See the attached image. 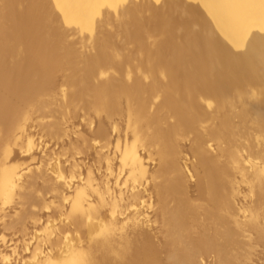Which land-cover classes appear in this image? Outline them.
Wrapping results in <instances>:
<instances>
[{
    "label": "bare ground",
    "instance_id": "6f19581e",
    "mask_svg": "<svg viewBox=\"0 0 264 264\" xmlns=\"http://www.w3.org/2000/svg\"><path fill=\"white\" fill-rule=\"evenodd\" d=\"M90 33L95 35V41L93 40L95 42V44H94V46L92 45L90 47L89 45H91V44L88 43L89 44L88 46L90 47L89 51L87 50V51H85V53H83L84 51L82 50V47L86 46V45L82 44L84 42L81 43V38H83L82 41H86L84 39V37H85L84 35L85 34L87 35ZM69 35H70V37L73 36V38L75 36L77 39L72 41V40L68 39ZM87 37H89V36H87ZM73 38L71 37V39H73ZM79 38H80V41H79ZM124 48H125V50L129 51V52L125 51L126 52V60H123L122 59L123 57L120 56L121 49H124ZM64 70L65 71L71 70V72L74 73V76L72 75L74 78L68 82L77 85V87L70 92V96H69V98L72 100L71 104H73L75 111L78 109H82L84 111L93 110V111L98 112L97 110H101V107H104V109H105L104 111H107L109 113V117L107 118V116H106L107 113H105V116L103 114H101V115H103L106 120L113 117L115 114H119L118 115L119 121L126 119V117H129L131 119L130 120V122H131L130 127L132 128L131 132L134 133V134H132L131 137L129 135L128 136L123 135L124 133L127 134V132H125V130H124L122 136H125V137H123V139H125V143H122L123 144L122 146H120V142H118V141H121L122 137L118 140V138H119L118 136H121L120 135L121 133L116 136V137H118L116 139V141H117V143H119V145H117L116 141H115L116 144L113 143L114 139L111 138V139H113L112 143L114 145L112 147H110V145H109L108 147L112 149L116 145V147H114L112 150L114 152V149L117 148V152L116 151L114 152V154H116V155L112 154V156L114 158L111 157V154H110L111 151L110 150H109L110 152L108 151V155L110 154V156H108L107 154L103 155L102 160L104 162L105 169H103V171H102L100 168V170L102 171L101 172L99 170V168H97L96 170L95 169L93 170L94 172H92V169L88 168V170H86L85 166H84V169L87 172H85L86 174L84 173L83 177L78 178V180L80 182L84 180L83 183H85L86 186L76 190V191H78L76 193L79 194V199H80L79 203L78 204L75 203L76 205H73V206L71 205L72 209L69 207L71 209V212L69 213L68 216H66V219H68L67 221L70 222V225L73 224L72 226L74 228L82 231L74 237L77 240L76 243L82 242L85 240H89L87 247H91V249L93 248L94 252H108L107 250H109V246H111V244H112L111 242L113 241L112 239L114 238L113 237L114 235L108 236V233H107V235H105L106 233H104L102 230L101 231L104 234H101L102 232L100 233V231L96 232L97 229H93L96 233H94L93 230H92V232H89V230L87 231L88 225H90V223H92L93 221L96 222L97 219H99L102 211H107V212H105V214L103 213L105 216H106V213L107 214L111 213L113 218H116V217H114L115 214H117V216H118V214L119 215L129 214V211L132 209V207H134V205L137 203V201L139 202L140 197L142 198L144 196V195L142 196L139 194L142 191L143 192L147 191L145 189H146V187H148V184L150 183L148 181L149 179H147V177L149 178L150 175L145 176L144 173L141 174L142 172H140V171H142L141 169L144 167L143 166L144 155L140 156V154H138V152L143 151V147L141 146L142 144H140V145L137 144V138H139L137 135H139V136L141 135V134H138V132L142 131V129H144V131H146L145 128H143V126L152 120L151 117L150 118L147 117L148 114L151 112H149V113L147 112V116H146L145 110H144V108H145L144 104L145 103L144 104L141 103L138 100L139 98L136 99V101H137V103H135L136 105L132 104L133 103L132 100L134 99V97L131 100L132 103H130L131 101L129 102L130 104L134 105V107L131 106V110H129L128 113L126 112L128 109L125 108L128 104V100H129L127 98V93L129 92V90L131 91L134 89L135 85L137 84V82L135 81V78L138 77V75H139V77L137 80L140 82V85H141L140 87H142V89H143L141 94L143 92L145 94H148L150 97L148 100L151 102L153 100L154 103L159 105L158 107L165 110L167 112V114L169 115V117L173 118L176 127L182 131L183 130L187 131L188 136H189V133H191L193 135V137H192V135H190V136L192 138H196L197 140L199 139L198 140L199 143H201V141H202L203 142L202 144L205 143L204 141H206L205 139L207 137H210V139H208V141L212 139L217 144H219V143L222 144L219 141L221 138H223L222 137L223 133L224 134L226 133V135L230 134V136L233 138L232 140H234L237 145L239 144L238 142H240V141L242 142V140L245 139V141L247 143H245L243 146H240V145L235 146L236 147L235 148L234 146L231 145V144H234V142L233 143L230 142L232 140H230V138H228L229 136H227L226 138H228V140H229L228 142H230V145L227 143V141H224V144L225 143L227 144L226 145L227 149L224 151V148H225L224 147L221 150H223L224 153L226 152L225 154H227V152H230V153H228L229 156H230L231 152L236 150V151H239V153L237 152V154L240 155L241 151H242L241 149L245 147L248 151V153L246 152L247 156H249L250 158H255V159L256 158L263 159L262 161L264 162V153H263L264 151L262 152V150H261V148H264V146H262L264 144L260 145L261 142L264 143V141H263L264 139H261L262 141L260 140V144H259V142H258L259 139H257L258 136H256V135H260V133L261 134L264 133V131L260 132L262 129L264 130V0H1V4H0V199H1L2 195H4V197L6 199H9V201L4 199L8 202V204H9V202L10 203L13 202L14 199L16 202V197L13 198V195L10 194L9 191L8 192L6 191L8 185L12 188L14 187V189L17 187H20L23 184L26 177H28V170H30L29 165L32 164L30 162L25 161L24 163L22 162L21 164L16 165V166H8L7 163H9L11 161V158L18 156V152L13 151V149H12L13 146L11 147L10 143H13L20 148L26 146L25 144H23V142L25 141V138L27 137L26 133L29 132L26 129H28L30 127L29 126L27 128L28 124L31 123V122H29L30 120H28L29 117L32 115V114L30 115V112L32 113L33 109L36 106H40L41 109L45 107V105H43L41 101L45 100V98L48 96L47 94L50 91V89L52 88V87L50 88L49 86L52 85L53 78L55 76H57L58 74L62 73ZM71 72L69 71V73H71ZM120 72L124 73L123 78H124L125 84L116 83V80H115L116 78H114V77L116 74H120ZM136 73L138 74L137 76L133 75ZM95 76L99 77V80H95L96 79ZM56 79L54 78L55 81H56ZM59 82H58V84H59ZM48 83H50L51 85L48 86L47 85ZM66 84H68V83H66ZM52 86L55 87L56 85H52ZM53 90H55V88ZM141 94H139V96ZM143 96H145V95H143ZM145 97L147 99V96H145ZM46 100H47V98H46ZM68 100L69 99H67V101ZM75 101H76V103H75ZM136 101L134 99V102H136ZM146 103H147V100H146ZM64 106H67V104ZM31 108H33V109H31ZM64 108H62V109L64 110ZM232 108H236V109H232ZM30 109L32 111H30ZM231 110H233L234 112L233 111L231 112ZM81 113H83V111ZM99 113H97L98 121H99V119L101 120V116L99 115ZM113 113H115V114H113ZM110 114H112V115H110ZM233 114H234V117H232ZM152 115H153V113H152ZM90 116H91V114H90ZM235 117H237L236 119H237V121L239 120L238 121L239 123L236 122V119H234L235 121L232 119ZM247 117H249L248 120L252 119V117H253V119L258 120V121L261 120L260 121L261 127L258 126L259 124L255 127L257 129L259 127V129H258L259 131L257 129L256 130L254 129V132L257 131V134L252 133L253 130H252V132H251V130L249 131V129L252 127V126L250 127V124L248 125L249 127L247 126L248 131L246 128L247 123L244 122L243 124H245V123L246 124L245 125L242 124L243 121H247V120H245V119H247ZM129 118L127 119L128 122H129ZM243 118H245V119L241 121V119H243ZM253 119L250 122L254 121L253 124L258 123L257 121H255ZM110 120H109V122H110ZM47 121H45V122H47ZM168 122H169V120H168ZM250 122L248 121V123H250ZM125 123H127V122H125ZM237 123L238 124L241 123L240 124L241 126H238V125L236 126ZM51 124H52V122L47 123L46 127L49 128V126ZM163 125H165V124H163ZM199 127L202 130H204V132L202 130L200 131ZM48 128H46V129H48ZM163 128L164 127H162L161 132H163ZM251 129H253V128H251ZM81 130H82V132H85L83 128ZM116 130H119V129H116ZM206 130H207V133H206ZM51 131H52V129H51ZM53 131H55V133L57 134L59 130L58 129L55 130L53 128ZM107 131L108 130L105 131V129L104 130L100 129L96 132V134H94V135L91 134L92 137L90 135L87 136L88 134H86V133H82V132L79 133L77 140L80 142L81 145H77L76 150L78 152H81L82 146L83 145L88 146L90 144L91 138L93 139L96 137H100L103 139V137L104 138L110 137L109 134H108V136L106 135ZM149 131H151V130L149 129ZM118 132H121V131L120 130L117 131V134H118ZM161 132H160V134H161ZM144 133L147 135L150 132H147V133L144 132ZM171 133L172 132H170L168 127L165 128L164 132L162 134L163 139H165V141H168L170 139V135H172ZM145 134H144V136H146ZM157 134H158V131H157ZM226 135H223V136H226ZM28 136L30 137V134H28ZM180 136H181V134H180ZM251 136H253V137H251ZM263 136H264V134H262V136L260 135L261 138H263ZM174 137H176V136H174ZM181 137H179V139ZM260 137H258V138H260ZM151 138H153V136ZM151 138L148 137L149 140H151ZM251 138H254L255 141L256 140L257 141L255 142ZM142 139H144V138H142ZM196 139H195V141H196ZM223 139H221V141ZM170 140H172V139H170ZM251 140L253 141V143L251 142ZM104 141H102V142H104ZM106 141H108V139H106ZM165 141H162L163 146L166 143ZM169 141L167 142L168 144L167 143L165 144V146L168 145L170 148L168 149V146H166V147L170 151H167L166 147H165V149L163 148L166 151L165 153L169 152L168 153L169 155L167 154V157H169L170 153L174 152V151L175 152L173 154L171 153V156L179 154L177 152V150H178L177 146L175 147L174 143H172L170 145ZM177 141L178 140H176V142ZM248 141H249V143H248ZM105 142H104V147L106 144ZM121 142H124V141H121ZM151 142H152V140L150 141V143ZM154 142L155 143H153V144L156 145L157 140ZM176 142H175V144H176ZM194 142H192L193 148L191 147L190 149H192L193 153H196L197 155L199 154V160H200L199 162L200 163H198V164L199 165L201 164L200 166L202 167V172H201L202 174H200V172H199L196 176L197 179H201V186H202V187H200V190H199L200 191L199 192V195H200L199 199H201V198L206 199L207 198V200H211L209 203L210 204L209 206L211 207L210 209H212V210H213V208L215 209V208H219L220 206L222 207L221 204L224 202L225 204L229 205V206L227 205L228 207L226 206L227 213L222 212L220 215L218 213L214 214L215 218L217 217L216 214H218L219 215L218 217L221 218V219L220 218L218 219L220 222L217 221V223H219V225L216 223L218 226L217 227L214 226L215 228L213 226H210L209 223H206L207 221L202 220L200 217L199 218L201 220H199L197 218L195 219L197 214L194 210L197 207L200 209L199 205L197 204L200 200L198 202H196V204L194 203V205H195L194 210L193 209L190 210L191 203L188 202L187 197H189L188 195H190L191 193L193 194L194 192H189L188 195L185 194V184L183 181V176H182V173L180 172L179 167H177L179 164H177V166L173 165L172 168H170V170L167 171L168 174L172 173L169 176V177H171V175H172L171 180L167 178L169 181L165 180V182L168 181L165 184H163L164 181H163V183L161 181L160 182L154 181L155 184L159 188L158 189L159 198H157L158 201L155 202V205H154V208L156 209L155 215L163 218V220H162L163 222L161 225H163L162 227L165 229V230H163V229L162 230L166 232V234L164 236H166L167 239H170V240L172 239L173 242H175L176 245L173 244V246L175 245L176 248L182 247V248H184V249L186 248V249L185 250L179 249V251H181V252L183 251L182 253L181 252L179 253V251L176 252V250H178V248L175 249V246H174V248L173 247L166 248L167 249L166 251L163 249L162 250L163 253H161L160 251L159 252L162 255H166V257L168 259L167 264H174V263H176L177 259H180V260H178L179 263H180V261H183V264H198V260L201 258L208 257V258H206V259H208V261H210L212 259L207 255H213L214 258L217 257L218 262L215 263V261H217V260H215L214 264H256L259 261V259L257 258L255 260V257H257L259 255V253L262 254V255L261 254L259 255V256H261L260 258H262L264 255L261 252L264 249V247L261 251H260L261 248H259V251H258V247H257L258 245L256 246L257 242L260 239H263L262 237H264V221H263V219H264L263 218L264 217V207H262V206L256 207L257 204H256V206L254 205L255 207L252 208L253 210H252V213L250 215L251 217L249 216V217H246L244 219L242 218L243 219L242 223L235 224L236 226L234 227V229H232L231 226H234V224L231 225L229 223V221L227 220V216H229V217L233 216L234 217L235 215H233L232 212H233L234 208L235 209L237 208V206L233 207L232 203L230 202V198H231L230 194H229L230 192L228 193V192L223 190V187H225L229 183L230 180L228 181L227 179H225V181L222 182L221 190H220L221 194H219V192H217V195L219 194L218 196H215L217 189L215 190L211 186L212 182H214V180H213L214 177L215 176L219 177L218 173L216 174V172H215V171H219V169L218 170H215V169H217V167H219L220 165L217 166L216 164L223 163L222 157H223L224 153H222L223 155L220 154V155H222L221 157L219 156L221 158L220 159L218 156H216L217 154L219 155V153H216L215 155H214L215 152L213 154L210 152L207 153L206 149H205L206 147L204 148V145L202 147V144H201V147L203 150H200L201 148L199 147L198 150H200V151L196 150L197 152H194L195 146L197 149V145ZM186 143H188V142H186ZM199 143H198V146L200 145ZM254 143L255 144L258 143V145H260L262 147L260 148L258 146H254L255 145ZM148 144H149V142H148ZM178 144L179 143H177V145ZM102 145H103V143H102ZM102 145H100L99 151H96V152H100L101 149L104 148ZM151 145H152V143H151ZM155 145H152V146L157 148V145L156 146ZM215 146H214V148H215ZM145 147H147V146H145ZM240 147H242V148H240ZM255 147H256V149H255ZM13 148H15V147H13ZM141 148H142V150H141ZM245 148H244L243 153H245V151H246ZM160 149H159V152H161ZM163 149H161V150H163ZM175 149H177V150H175ZM231 149L233 151H230ZM148 150L146 149V151H148ZM164 150H163V154L161 153V155L165 154ZM207 150H210V149H207ZM32 151H34V150H32ZM32 151H30L31 155H32V153H31ZM103 151H104V149L102 150V152ZM223 151H221V152H223ZM24 152H25V149H24ZM149 152H150V150H149ZM176 152H177V154H175ZM143 153L144 154L146 153L145 150ZM233 153L231 154V156L233 155ZM19 154H21V153H19ZM83 154H84V152H83ZM210 154H212V156L214 155L213 157H217L216 159H220V160H216L215 165L212 163L215 159ZM235 154H234V156H232L233 159H231L232 157L230 158L229 156H228V158H230V161H232L233 164L236 163V165H239L238 160L243 161L244 159H243V157H242V159H240V157L242 155L237 156V154H236L237 158H239V159L237 160V162H236V160L234 162L233 161L234 157H236ZM31 155H30V157H31ZM148 155H149V153H148ZM115 156H116V158H115ZM177 156L179 158V155H177ZM224 156L226 159L227 155H224ZM82 157H80V159ZM149 157H152V156L149 155ZM158 157H159V155H158ZM97 158L95 157L96 162H97ZM82 159H84V158H82ZM117 159H119V161ZM170 159L172 160L171 157H170ZM190 160H192V159H190ZM77 161H80V160H77ZM161 161L164 162L165 164H167L166 161H164L163 159ZM176 161H179V159L176 158ZM226 161H227V159H226ZM70 162H72V164H73L72 159ZM162 162L160 164H162ZM227 162L223 163L224 165L220 166L221 171L223 170V168L226 169L225 168L226 165L229 168V164H232V162L231 163L228 162L229 164ZM74 163H76V160ZM164 163H163V165H164ZM255 163H257V162H255ZM260 163H261V161H260ZM233 164H232V166H233ZM148 165H147V167H148ZM156 165H158V164H156ZM203 165L205 167H203ZM236 165L234 166L235 168L233 167L234 168L233 171L236 169V167H238ZM241 165H242V162L240 163V166ZM259 165L260 164H256L254 166H251L252 169L248 170V173H247V175H248L247 181H246L247 177H244V178H246L245 180L242 179L244 182L248 183V186H249L248 189H249V192H251V194L249 193L250 198H251L252 193L257 194V192L259 193V191H260V193H259L260 196L263 195V194H261V192L264 193V163L261 164L262 166H259ZM41 166L39 165L38 167L41 168ZM159 166H160V168L163 167L162 165H159ZM164 166H167L168 169H169V167H171L168 164L164 165ZM213 166H215V169ZM72 167H74V166H72ZM80 167H82V166H80ZM94 167H95V164H94ZM188 167H190V166H188ZM197 168L198 167H196V169ZM228 168H227V170H229ZM242 168L244 169V167H242ZM242 168L240 169V167H238L237 169H240V170L236 171L237 170L236 169L235 172L237 173L240 171V173H242L244 171ZM106 169H107V171H105V173H104V170H106ZM139 169H140V171L138 172L137 170H139ZM163 169H164V173L162 172V175L165 174V171H166L165 167L162 168L161 170H163ZM148 170H149V168L146 169V171H148ZM241 170H242V172H241ZM37 171H39V169ZM73 171H72V174L74 173ZM149 171H151V169ZM167 172H166V174H167ZM225 172L227 173V171H224L223 173H225ZM229 172L230 171H228V173ZM244 172H246V170ZM79 173L81 174V171ZM79 173H77V174H79ZM151 173H152V171H151ZM41 174H43V173H41ZM125 174H127L128 176L126 177ZM204 174H205V176L202 178V175H204ZM243 174H244V176H246L245 173H243ZM29 175H30L29 177H31V179H32V180H30V183L32 185L34 183L33 178H35V179L40 178V177H38V175L37 176L31 175V174H29ZM59 175H61V174H59ZM143 175H144L145 179L142 178ZM159 175H160L159 177L162 180H164L163 179L164 175L162 176L160 173H159ZM238 175H239V173H238ZM240 175H242V174H240ZM240 175H239V177L241 179ZM70 176H71V174H70ZM45 177H46V180H48V178L50 176L45 175ZM75 177H77V175ZM166 177H168V176H166ZM60 178H61V176H60ZM62 178H63V175H62ZM219 178H218V180L220 181ZM242 178H243V176H242ZM66 179L68 180L67 177H66ZM66 179H63V180H66ZM38 182L39 181L35 180V183H38ZM52 182H55V181L53 180ZM65 182H67V181H65ZM187 182H189V181H187ZM73 183L77 184L78 182L73 181ZM220 183H221V181L216 185L218 186ZM59 185H61V184H59ZM67 185L69 186V183ZM78 185H79V187H81L79 183L77 184V186ZM49 186L50 185H48L47 181L46 182L43 181V182H39L37 184L36 188H38V187L49 188ZM73 186H75V185H73ZM219 186H218V188H220ZM52 187H54V186H52ZM149 187L152 188V185H150ZM24 188H26V187H24ZM69 188L71 189V187H69ZM74 189H75V187H73V190L72 189L71 190L75 194ZM147 189L149 191L150 188H147ZM232 189H233V187H232ZM13 190L11 189L10 191H13ZM57 190H60V189L58 188ZM192 190H194V189H192ZM38 191H39V189H38ZM53 191H55V189ZM187 191H189V190H187ZM41 192L42 191L40 190L39 194H41ZM70 192L71 191H69L65 194L64 193H62V194L63 195L67 194L66 196L68 197ZM143 192H142V194H144ZM152 193H154V192H152ZM152 193L150 194L149 192H147L146 194H148V195L150 194V196H151ZM155 193L153 196H156ZM205 193H206V195L210 194L209 198H208V196L205 195ZM74 194H72V196L70 194V196L73 197ZM231 194H232V192H231ZM254 194L252 196L255 197ZM27 195H28V193H27ZM195 195H196V191H195ZM16 196H18V195H16ZM70 196H69V199H70ZM41 197H42V195H41ZM191 197H192V195H191ZM194 197H197V196L193 195V198ZM257 197H259V196L256 195V197L254 199L255 200L259 199ZM10 198H12V200H10ZM26 198L29 199V195ZM152 198H151V200L149 199L148 201L151 202L153 199H156V198H153V199ZM253 198H251V199L253 200ZM261 199H262V197H261ZM261 199H259V200H261ZM263 199H264V197H263ZM49 200H50V197H49V199L45 198V202H46L45 204L47 206H48L47 201H49ZM53 200H54V198H53ZM192 200H196V198L192 199ZM20 201H22V200H20ZM42 201H44V200H42ZM154 201H156V200H154ZM1 203L3 204L5 202H0V219H1L0 225L1 224L3 225V221H7L6 220V218L8 217L7 215L9 214V212H11V210H8V209H14V208L11 204L9 206H4V205H1ZM52 203H49V204H52ZM56 203L59 204L58 201ZM56 203H54V205ZM94 203H96V204H94ZM141 203H143V202H141ZM145 203H147V202H145ZM152 203L148 202V205L152 204ZM23 204H22V206H23ZM189 204H190V206H189ZM258 204H260V202H258ZM46 205H44V206L47 207ZM202 205L203 204H201V206ZM247 205L248 204H245L244 210H247V209H245V207ZM18 206H19V204H18ZM24 206H25V204H24ZM63 206H65V204ZM69 206H70V203H69ZM38 207H41V204H37V206H35V208H32V209H26L25 210L23 207L21 210L24 212V214L19 215L17 218L14 219V221L12 220V222H15L19 225L18 229H15V230L20 231V235L23 237V239H26V238L29 239V237H32L35 234L34 229L36 231V229L39 228V226L42 224L41 219L44 215H46V213L48 216L51 215V214H48V210H47L46 213L44 212L45 214H43L41 216V214L38 211ZM96 207H98V208H96ZM145 207L146 206H144V208ZM36 208H37V210H36ZM198 208L196 210H198ZM247 208H249V207H247ZM5 209H7V210H5ZM48 209H50V208H48ZM220 209H222V208H220ZM220 209L218 211H220ZM51 210H53V209H51ZM132 210L135 211L136 213H139V211L136 209H132ZM153 210H151V211H153ZM208 210L209 209H207V211ZM238 210L240 211L241 209H238ZM16 211H17V209H16ZM54 211L56 212L57 209ZM108 211L110 213H108ZM190 211H193V214L195 212L196 216L193 215L194 216L193 217ZM199 211H201V210H199ZM202 211H203V209H202ZM205 211H206V208H205ZM62 212L65 213L64 211H62ZM140 212H141V210H140ZM211 212L212 211H210V214H211ZM136 213H135V215L137 216V218H139L138 214H136ZM144 213H145V211H144ZM144 213L141 212L139 214L144 215ZM148 213H150V211ZM230 213H232V215ZM241 213H243V212H241ZM14 214H16V212ZM59 214H61V213H59ZM111 214H110V218H106V220L108 219L109 222L104 219L105 217H103V219L108 223H110V220L112 218ZM150 214L152 215V213H150ZM212 215L213 214H211V216ZM64 216H65V214H64ZM211 216L209 218H211ZM121 217L123 218V216H121ZM121 217H119V218L122 219ZM134 217L135 216L133 215L132 218H134ZM207 217H208V215H207ZM214 217L212 216V218H214ZM53 218H52V220H53ZM57 218H58V216H57ZM57 218H56V220L60 221L59 218L58 219ZM43 219H44V217H43ZM49 219H51V218L49 217ZM140 219H141V216H140ZM149 219H150V216H149ZM155 219H154V221L156 222ZM45 220H46V218H45ZM100 220H101V217H100ZM100 220H98L99 224H101V222H102ZM128 220H129V218H128ZM172 220H173V222L170 223ZM238 220L240 221V219H238ZM64 221H66V220H64ZM151 221H153V219L152 220L150 219V222ZM48 222H50V221H48ZM95 222H94V224H95ZM130 222H131V224H130ZM147 222H149V221H147ZM155 222H153V223H155ZM158 222L160 223V221H158ZM46 223H45V226H47ZM108 223L105 224V222H104L105 226H103V224H102V225H99L98 227L100 228V226H103L105 228H102V227L101 228L103 230H106V232H108L110 229L109 225L111 226L112 224H114V222L112 224H109V225H108ZM134 223H135V220H132V221L129 220L128 224H130L132 226V228H131L132 231L134 230V228H135V230L137 228H139V227L136 228V225H134ZM168 223H170V224H168ZM67 224H68V222H67ZM118 224H120V223H117V225ZM124 224L126 225L127 223L125 222ZM144 224L145 223H142V225H144ZM147 224L148 223H146V225ZM153 225L155 226V224H153ZM55 226H56V224H55ZM68 226H69V224H68ZM85 226H87V227H85ZM119 226L121 227V225H118V227ZM122 226H123L122 229L123 228L126 229L125 227L128 225L124 226L122 224ZM156 226H158V225H156ZM95 227H97V226H95ZM151 227L152 226H150V228ZM249 227H253L255 229V232H254V229L251 228V229H253V232H251V233H253V235L250 236V234L247 233L250 236V238L248 235H246V236H248V238L245 236H242V237L247 238L248 240L247 239L245 240L244 238L242 239V237H241L242 233L244 232L245 229H247ZM31 228L33 229V231L30 230ZM51 228L53 229V227H51ZM51 228H50V232H51ZM56 228H57V231H59L58 227H56ZM85 228H86V231H84ZM148 228H149V226H148ZM148 228H146V229H148ZM71 229H73V228H71ZM111 229H113V228H111ZM119 229L120 230H118V232H120L122 230L121 228H119ZM39 230L41 232V228ZM155 230H157V229H155ZM159 230H158V232L157 231L156 232L160 233ZM248 230H250V229H248ZM18 231H17V233H18ZM62 231L63 230H61V232ZM130 231L131 230H129V232ZM148 231H149V229H148ZM215 231L219 235L222 233L220 235V237H218L219 235L217 233H214ZM50 232H48V233L50 234ZM67 232H68V230H67ZM126 232L128 233V230ZM137 232L138 231L134 232V234ZM165 232H161V234H164ZM42 233H43V231H42ZM65 233H66V231H65ZM93 233H94V235H93ZM142 233H144V232H142ZM142 233L139 235H142ZM148 233L149 232H147V234ZM151 233L152 232L150 231V234ZM4 234H6V233H4ZM29 234H30V236H29ZM44 234H43V236H44ZM70 234H71V231H70ZM244 234H246V233H244ZM6 235H5V237H7ZM125 235L127 236V234H124V233L119 234V235L117 234V237H116L117 241L115 240V242H117L118 245L120 244L121 247L125 246V244L127 243V239L125 238ZM136 235H138V234H136ZM153 235H156V234H153ZM8 236H9V234H8ZM52 236H53V234H52ZM63 236H64V234H63ZM69 236H72V235H69ZM130 236H132V235L130 234ZM143 236H145V235H143ZM36 237H34V239ZM40 237H41V235L38 236L37 239L38 240L41 239ZM133 237H135V236H133ZM154 237L152 236V238H154ZM157 237H158V235H157ZM159 237H162V235L161 236L159 235ZM240 237H241V240H240ZM143 238L145 239V237H143ZM156 238H155V240H160V238H157V239ZM10 239H11V236H10ZM20 239H21V237H20ZM130 239H132V238L130 237ZM141 239H142V237H141ZM144 239H143V241H144ZM187 239H188V241H186ZM47 240L50 243V245L52 246L58 239L56 236V238H54L52 240H49L48 238H47ZM62 240H63V238H62ZM72 240L65 241V242H67L65 245L68 244L67 247H68V250L70 252L69 254H71V250H72L71 247L74 245H77L76 243H72L73 242ZM148 240H149V238H148ZM139 241H140V237H139ZM145 241H144V243H145ZM3 242H6V241L1 240L2 244L1 243L0 244L2 246L4 245ZM40 242H42V241H40ZM43 242H42V244H43ZM115 242H113V244H115ZM152 242L153 241L147 242V243H151L150 245L148 244L149 246L146 243V246H148L149 249H152L153 245L155 246V244H156V243L152 244ZM130 243L128 241V244H130ZM134 243H136V242H134ZM140 243L144 244L142 242V240L140 241ZM167 243H168V241H167ZM178 243H181L183 245L178 244ZM190 243H193V246H191ZM23 244H24V247L26 249H29V247L27 246V242H23ZM36 244H37V242H36ZM48 244L45 243V246ZM142 244L137 245V246H141ZM54 245H56V244H54ZM57 245H59V244H57ZM157 245H158V242H157ZM167 245H169V244H167ZM179 245H181V246H179ZM51 246H49V247H51ZM53 246H52V248H53ZM115 246H116V244H115ZM137 246L135 247V249L137 248ZM146 246H145V248H146ZM170 246H172L171 243H170ZM36 247H34L33 249L31 248V250H30L32 252L31 254H33V253L37 254L38 258H40L39 254L41 255L43 248H42V250H40V248H39V251H36ZM59 247H61V246H59ZM75 247L76 246H74L73 248H75ZM121 247H118V248L122 249ZM52 248H48V249L50 250ZM56 248H58V247L56 246ZM123 248L125 249V247H123ZM139 248H141V247H138L137 249H139ZM53 249H55V247ZM61 249L63 250L64 248H61ZM61 249H59V250H61ZM65 249L67 250V248H65ZM117 249H115V250L117 251ZM155 249L156 248H154V250ZM157 249H159V247H157ZM2 250H4V249L0 248V260H4V258H5V253H3ZM126 250H124V251L126 252ZM132 250H134V249H132ZM132 250L128 249L127 252L129 251V253H133ZM140 250H142V249H140ZM43 251L45 252V250H43ZM46 251H47V249H46ZM81 251L82 250H80V252ZM116 251L114 253H116ZM130 251H132V252H130ZM134 251H136V250H134ZM62 252H64V250ZM67 252H66V254H67ZM85 252H84V254H85ZM120 252L118 251L119 254H120ZM141 252L142 251H139L140 255H142ZM47 253H49V251L44 253V254H46V256H47V255H49ZM76 253L77 252H75V254ZM91 253L89 252V254H91ZM122 253H123V251H122ZM143 253H144V251H143ZM51 254L49 256H51ZM54 254H56V253H54ZM105 254L106 253H104V255ZM134 254H135V252H134ZM161 254H159L158 252H155L152 255H154L153 257L157 258V260H158V257L162 256ZM61 255L63 256V254L60 251L59 257H62ZM72 255H74V254H72ZM107 255H108V253H107ZM128 255H130V254H128ZM132 255L133 254H131V256ZM137 255H138V253H137ZM143 255L148 257V255H146L145 253ZM32 256H34V255H32ZM91 256H92V254H91ZM91 256L89 258H91ZM182 256H184L185 258L184 257L182 258ZM55 257H54V259L57 258V257L56 258ZM93 257L91 259H93ZM112 257H110V258L112 259ZM33 258L35 259V257H33ZM71 258L72 259L69 258L70 261L71 260L74 261V259L76 260V258H79V256H77L76 258H75V256H71ZM82 258H83V256H82ZM87 258H88V256H86V259ZM107 258H109V257H107ZM127 258H129V256ZM143 258L141 257L142 261H140V263H142V264H143ZM34 259H31V260H33L35 263ZM41 259H43V257H41ZM45 259L46 258H44L43 260L46 263ZM47 259H48V256H47ZM69 259H67V258L61 259V260L58 259V262L51 263V264H72L69 261ZM111 259H110V264L112 263ZM121 259H122V256H121L120 260H118V261H121ZM213 259L210 261V263H213ZM26 260H25V263H26ZM93 260H94V263H97V261H96L97 259L96 260L93 259ZM130 260H132V259H130ZM134 260H135V263L131 262L130 264L139 263V261H136V259H134ZM33 261H32V263H33ZM39 261H40V259H39ZM44 261L41 260L40 264L44 263ZM47 261H49V260H47ZM81 261H83V260H81ZM118 261H117V263H118ZM201 261H203V260H201ZM262 261L264 263V258ZM36 263H37V260H36ZM89 263H90V261H89ZM125 263H126V261H125ZM161 263H162V261H161ZM161 263H160V261H158V264H161ZM21 264H24V261ZM80 264H83V263H80ZM102 264H104V263H102ZM112 264H114V263H112Z\"/></svg>",
    "mask_w": 264,
    "mask_h": 264
},
{
    "label": "rangeland",
    "instance_id": "374dc122",
    "mask_svg": "<svg viewBox=\"0 0 264 264\" xmlns=\"http://www.w3.org/2000/svg\"><path fill=\"white\" fill-rule=\"evenodd\" d=\"M0 4H1V0H0ZM48 4V3H47ZM49 5V4H48ZM92 32V31H91ZM91 34V35H90ZM90 34H85L83 37H84V39L87 41H82V39L83 38H81V43L82 42H84V43H82V44H85L86 46H83L82 47V50L84 51H82L83 53H85V51H89V48L93 45L94 46V44H95V35L94 34H92V33H90ZM87 36H89V37H87ZM91 36V37H90ZM69 37V38H68ZM67 38L68 39H70V40H76L77 38L74 36V38H73V36H71L73 39H71V37H70V35L68 36ZM78 37V36H77ZM87 38V39H86ZM94 40V41H93ZM79 41H80V38H79ZM12 42V41H11ZM91 44V45H89V44ZM90 47H89V46ZM131 46V45H130ZM125 51H128V50H125V48L124 49H121V52H120V56L121 57H123L122 59L123 60H126V52ZM129 52V51H128ZM127 52V53H128ZM70 72H71V70H69ZM69 71H63L62 73H60V74H58L57 76H55L54 78L56 79V81L54 80V78H53V80L55 81H53L52 80V85H56L55 87L54 86H52L50 83H48L47 85L49 86V85H51V86H49L51 89H50V91L48 92V96L46 97L47 98V100H46V98H45V100H43V101H41L42 102V104L43 105H45V107L44 108H42L41 109V107L40 106H36L34 109L33 108H31V109H33V112L31 113L30 112V117H29V119L28 120H30L29 122H31L30 124H28V126H27V128L28 129H26V130H28L27 132L28 133H26V135H27V137L25 138V141L23 142V144H25L26 146V148L25 147H22V148H20V147H18V146H16L15 144H13V143H10V145H11V147L13 146V147H15V148H13L12 147V149H13V151L14 152H18V156H16V157H12L11 158V161L9 162V163H7V165L8 166H16V165H19V164H21L22 162L24 163L25 161H27V162H30V163H32V164H30L29 165V168H30V170H28V177H26V179L24 180V182H23V184L20 186V187H17V188H15L14 189V187L12 188V187H10L9 185H8V187H7V189H6V191L8 192L9 191V193L10 194H12L13 195V198H15L16 197V202H15V199H14V201L13 202H9V204H8V202L7 201H9V199H6L5 197H4V195H2V197H1V199H0V202H5V203H1V205H4V206H9L10 204L13 206V208L15 209H8V210H11V212H9V214L7 215L8 217L6 218V220L7 221H3V225L1 224L0 225V243H1V240H5L6 242H3V246L0 244V248H3L4 250H2L3 251V253H5V258H4V260H0V264H21V263H23V261H24V264H33L34 263V261L33 260H31V259H34L33 257H35V263H36V260H37V263L38 264H40V261L42 260V261H44L43 259L44 258H46L45 260H46V263H45V261H44V263L45 264H51V263H56V262H58V259H72L71 258V256H75V258L77 257V256H79V258H76V260L74 259V261L73 260H71L70 261V259H69V261L72 263V264H80V263H83V264H102V263H106V264H110V257H112L113 255V257H112V259H111V261H112V263H114V264H130L131 262L132 263H135V260L134 259H136V261H139V263H140V261H142V259H141V257L143 258V264H158V261H160V263H161V261H162V263L161 264H167V257H166V255H162L161 253H163L162 252V250L164 249L165 251L167 250L166 248H170V247H173L174 248V246L176 245L175 244V242H173V240L171 239H167L166 238V236H164L165 234H166V232L165 231H163V230H165L162 226L163 225H161L162 224V220H163V218L162 217H160V216H157V215H155L156 214V209L154 208V205H155V202H157L158 201V199L157 198H159V191H158V186L155 184V182L157 181H161L162 183H163V181H164V183L163 184H165L166 182H168L169 180L168 179H172V175H171V177H169L170 176V174H172V173H169L168 174V170H170V168H172V166L173 165H175V166H177V164H179L177 167H179V169H180V172L182 173V176H183V181H184V184H185V194L186 195H188L189 194V192H194L193 194L191 193L190 195H188L189 197H187L188 199V202L189 203H191V206H190V204H189V206L191 207L190 208V210H194V203L196 204V202H198L199 200V202L197 203L198 205H199V207H200V209L198 208V210H194L195 212H196V214H197V216L195 215V212H194V214H193V211H190L191 212V214H192V216L193 215H195L196 217H195V219L197 218V219H199V220H204V221H207L206 223H209L210 224V226H218L219 225V223H217V221L218 222H220L218 219L220 218V217H218L222 212H224V213H227V209H226V206L228 205V204H225L223 201V203L221 204L222 205V207L220 206L219 208H213V210L212 209H210L211 207L209 206L210 204V201L211 200H207V198L206 199H199L200 198V195H199V190H200V187H202L201 186V179H197V174L200 172V174H202L201 172H202V167L198 164V163H200L199 161V154L197 155L196 153H193V151H192V149H190L191 147H192V142H194L195 141V139L196 138H192L193 137V135L191 134V133H189V136H188V134H187V131H185V130H180V129H178L177 127H176V125H175V122H174V120H173V118H170L169 117V115L167 114V112L165 111V110H163V109H161L160 107H158L159 105L158 104H156V103H154L153 102V100H152V102L151 101H149L148 99L150 98L149 97V95L148 94H145L144 92L141 94V92L143 91V89H142V87H140L141 85H140V82L137 80L138 79V77H139V75L136 73V74H133V75H135V76H137L138 75V77H136L135 78V81L137 82V84L135 85V87H134V89L133 90H129V92L127 93V98L129 99L128 100V104H127V106L125 107L126 109H128L126 112L128 113V111L129 110H131V106L132 107H134V105H132V104H135V103H137V101H136V99H138L141 103H145L144 104V110H145V114H146V116H147V112L149 113V112H151V113H149L148 114V116L147 117H151V121L149 122V123H147L146 125H144L143 126V128H145V130L146 131H144V129H142V131H139L138 132V134H141L140 136L139 135H137L139 138H137V144H142L141 146L143 147V151H141L142 150V148H141V152L143 153L144 152V150H145V154L143 153H141V152H138V154H140V156H142V155H144V158H143V166L146 168V169H148L149 168V170L151 169V171H152V173H151V171H146V169L143 167L141 170L142 171H140V169L139 170H137L138 172L140 171V172H142L141 174H143L144 173V175L145 176H149V178L147 177V179H149L148 181L151 183H149L150 185H152V188L151 187H149L150 185L148 184V187H146V189L145 190H147V191H142L144 194H142V192L139 194V195H144L142 198L140 197V200H139V202L137 201V203L134 205V207H132V209H136V210H138L139 211V213H144V211H145V213H144V215H141V214H139V213H136L135 211H133L132 209L129 211V214H122V215H119L118 214V216L119 217H121V216H123V218L122 219H120L118 216H117V214H115L114 215V217H116V218H113V216H112V214L108 211V213H110L111 214V216H112V218H111V220L114 222V224H112L113 222L110 220V223H108L109 221H108V219L106 220V218H110V214H107L106 213V216L104 215L105 214V212H107V211H102V213H101V215H100V217H101V220H100V217H99V219H97V221L95 222V221H93L92 223H90V225H88V228H87V231L89 230V232H92V230L93 229H99L98 231L96 230V232H99L100 231V233L103 231L104 233H106L105 235H107V233H108V236H113L114 238L112 239L113 241L110 243L111 244V246H109V250H107L108 252H94V249L92 248L91 249V247H87V244H88V242H89V240H85V241H82V242H78V243H76V239L74 238L76 235H78L80 232H82V231H80L79 229H76V228H74L72 225L73 224H71L70 225V222L69 221H67L68 219H66V216H68L69 215V213L71 212V209H72V206L73 205H76V204H78L79 203V194H77L76 192H78V191H76L77 189H80V188H83V187H85L86 185H85V183H83V181H79L78 180V178H80V177H83L84 176V173L85 172H87V171H85V169L86 170H88V168L89 169H92V172H94L93 170L95 169H97V168H99V170H100V168H101V170L103 171V169H105V165H104V162H103V160H102V157H103V155H105V154H107L108 155V151L110 152V154H111V157H113L112 156V154L113 155H116V154H114V152L116 151L117 152V148H115L114 149V152H113V148L114 147H116V145L111 149V148H109L108 146L110 145V147H112L114 144L113 143H115V141H116V139L118 138V140L121 138V141H124V142H121V141H118V142H120V146H122L123 144L122 143H125V139H123V137H125V136H122V134H123V132H124V130H125V132H127V134L126 133H124L123 135H129L130 137L132 136V134H134L133 132H131L132 131V128L130 127V118L129 117H126V119H124V120H120L119 121V119H118V115L119 114H115V113H113V114H115L113 117H111V118H109V119H105L104 118V116H105V113H107V118L109 117V113L107 112V111H104L105 109H104V107H101V110H97L98 112H96V111H93V110H86V111H84V110H82V109H78V110H74V106H73V104H71V99L69 98V96H70V92L73 90V89H75L76 87H77V85L76 84H73V83H70V82H68V81H71L74 77V73H69ZM61 75V76H60ZM63 75V76H62ZM73 75V76H72ZM60 76V77H59ZM124 73L123 72H120V74H116L115 75V77L114 78H116L115 80H116V83H122V84H125V82H124ZM95 80H99V77H96L95 76ZM58 80V81H57ZM94 80V81H95ZM60 81V82H59ZM54 82V83H53ZM58 82H59V84H58ZM56 83V84H55ZM66 83H68V84H66ZM70 83V84H69ZM96 83V82H95ZM64 84V85H63ZM75 85V86H74ZM55 88V90H53ZM140 88V89H139ZM137 89V90H136ZM53 92V93H52ZM52 93V94H51ZM137 94V95H136ZM139 94H141L140 96H139ZM143 95H145V96H147V99H146V97L145 96H143ZM58 96V97H57ZM65 96V97H64ZM144 98H143V97ZM133 97H134V99H135V101L136 102H134V99H133ZM67 99H69L68 101H67ZM133 99V100H132ZM145 99V100H144ZM65 100V101H64ZM133 101V103H132V101ZM146 100H147V103H146ZM62 101V102H61ZM131 101V102H130ZM132 103V104H130V103ZM75 103H76V101H75ZM41 104V105H42ZM67 104V106H64V105H66ZM148 104V105H147ZM57 105V106H56ZM123 105V104H122ZM136 105V104H135ZM130 106V107H129ZM65 107V108H64ZM68 107V108H67ZM149 109H148V108ZM62 108H64V110L62 109ZM30 109V111H32ZM232 109H236V108H232ZM40 110V111H39ZM81 110V111H80ZM147 110V111H146ZM149 110V111H148ZM39 111V112H38ZM51 111V112H50ZM83 111V113H81ZM233 110H231V112H232ZM61 112V113H60ZM100 112V113H99ZM125 112V113H126ZM156 112V113H155ZM234 112V111H233ZM69 113V114H68ZM97 113H99V115L101 116V120L99 119V121H98V117H97ZM152 113H153V115H152ZM159 113V114H158ZM47 114V115H46ZM64 114V115H63ZM90 114H91V116H90ZM101 114H103V115H101ZM156 114V115H155ZM235 114V113H234ZM234 114H233V116L232 117H234ZM252 114V113H251ZM44 115V116H43ZM87 115V116H86ZM110 115H112V114H110ZM152 115V116H151ZM158 115V116H157ZM54 116V117H53ZM61 116V117H60ZM66 116V117H65ZM117 116V117H116ZM36 117V118H35ZM42 117V118H41ZM56 117V118H55ZM60 117V118H59ZM156 117V118H155ZM159 117V118H158ZM59 118V119H58ZM81 118V119H80ZM94 118V119H93ZM129 118V122L127 121V119ZM237 117H235V118H232L233 120L234 119H236ZM46 119V120H45ZM56 119V120H55ZM61 119V120H60ZM67 119V120H66ZM70 119V120H69ZM111 119V120H110ZM158 119V120H157ZM245 118H243V119H241V121L242 120H244ZM249 119V117H247V119H245V120H247V121H243L242 122V124L244 123V122H246L245 124H246V128H247V131H248V125L250 124V127L251 128H253V129H249V131L251 130V132H252V130H253V132L252 133H256L257 134V131L256 132H254V129L256 130L257 128H255L258 124V126L259 127H261V125H260V121H258V120H255V119H253V117H252V119L253 120H255V121H257L258 123H254L253 124V122H250L252 119H250V120H248ZM32 120V121H31ZM48 120V121H47ZM106 120V121H105ZM109 120H110V122H109ZM160 120V121H159ZM168 120H169V122H168ZM173 120V121H172ZM45 121H47V122H45ZM54 121V122H53ZM89 121V122H88ZM102 121V122H101ZM172 123H171V122ZM235 121V120H234ZM239 121V120H238ZM237 121V119H236V122H238ZM240 121V122H241ZM248 121L250 122V123H248ZM40 122V123H39ZM52 122V124L49 126V128L48 127H46V124L47 123H51ZM61 122V123H60ZM125 122H127V123H125ZM154 122V123H153ZM96 123V124H95ZM171 123V124H170ZM239 123V122H238ZM236 124V126L238 125V126H241L240 124ZM79 124V125H78ZM129 126H128V125ZM159 124V125H158ZM163 124H165V125H163ZM168 124V125H167ZM245 124H243V125H245ZM34 125V126H33ZM57 125V126H56ZM61 125V126H60ZM67 125V126H66ZM82 125V126H81ZM127 125V126H126ZM167 125V126H166ZM118 126V127H117ZM123 126V127H122ZM126 126V127H125ZM164 127L163 128V132H164V129L165 128H169V130H170V132H172L171 134L172 135H170V139H172V140H168L169 142H170V145L172 144V143H174V146L176 147L177 146V149H175V150H177V152L179 153V154H177V152L175 153V154H177V155H179V158H178V156L177 155H173V156H171V153L173 154L174 152H171L170 153V156L169 157H167V154L169 153V152H167V153H165L166 151L164 150L165 149V147L166 146H168V145H166L165 146V144L168 142V141H165V139H163V137H162V134H163V132H161L162 131V127ZM170 126V127H169ZM248 126V127H247ZM100 127V128H99ZM152 127V128H151ZM175 127V128H174ZM259 127H258V129H259ZM46 128H48V129H46ZM53 128L56 130V129H58L59 131H58V133L56 134L55 133V131H53ZM84 129V131L85 132H82V130L81 129ZM126 128V129H125ZM200 128V127H199ZM198 128V129H199ZM203 128V127H202ZM51 129H52V131H51ZM100 129H105V131L106 130H108L106 133V135L108 136V134H109V136L110 137H103V139L102 138H100V137H96V138H91V140H90V144L88 145V146H85V145H83L82 146V151L81 152H78L77 150H76V147H77V145H81L80 144V142L77 140V137H78V135H79V133H86V134H88L87 136H91V134L92 135H94V134H96V132L98 131V130H100ZM116 129H119L121 132H118V134H117V131H119V130H116ZM140 129V130H141ZM149 129L152 131H149ZM245 129V128H244ZM257 129V130H258ZM261 129V128H260ZM31 130V131H30ZM81 130V131H80ZM202 129L200 128V131H201ZM246 130V129H245ZM39 131V132H38ZM150 132L149 134H145L144 132ZM157 131H158V134H157ZM176 133H175V132ZM185 131V132H184ZM203 132H204V130H202ZM259 131V130H258ZM262 131H264L263 129L260 131V132H262ZM89 132V133H88ZM135 132V131H134ZM141 132V133H140ZM143 132V133H142ZM155 132V133H154ZM160 132H161V134H160ZM121 133V134H120ZM131 133V134H130ZM154 133V134H153ZM175 133V134H174ZM187 135H186V134ZM206 133H207V130H206ZM28 134H30V137L28 136ZM121 135V136H118V137H116L117 135ZM144 134L146 135V136H144ZM151 134V135H150ZM153 134V135H152ZM177 134V135H176ZM180 134H181V136H180ZM229 134V133H228ZM253 134V135H254ZM262 134H264V133H262ZM262 134L260 133V135L262 136ZM143 135V136H142ZM184 135V136H183ZM190 135H192V137L190 136ZM205 135V134H204ZM223 135H226V133L224 134L223 133ZM222 135V137L224 138H221V139H223L222 141H221V139H220V141L219 142H221L222 144H217L216 142H214L212 139L211 140H209L208 141V139H210V137H207L205 140L206 141H204L205 143L204 144H202L203 142L201 141V143H199V139L197 140L196 139V141L194 142L196 145H197V149H196V146H195V151L194 152H197L196 150H198V148L200 147L201 149L200 150H203L202 149V147H203V145H204V148L206 149V152L208 153V152H210V153H214V155L216 154V153H219V155L217 154L216 156H222L223 154L222 153H224V151L227 149V147H226V143L224 144V141H227V143L230 145V142H234V144H231L232 146H238V145H240V146H243L245 143H247L246 141H245V139L244 140H242V142L240 141V142H238L239 144L237 145L236 144V142L234 141V140H232L233 138L230 136V134L229 135H226V136H223ZM260 135H256V136H258V137H260ZM142 136V137H141ZM153 136V138H151ZM173 136V137H172ZM174 136H176V137H174ZM186 136V137H185ZM206 136V135H205ZM227 136H229L228 138H230V140H232V141H230V142H228L229 140H228V138H226ZM92 137V136H91ZM148 137L149 138H151V140H152V145H155V144H153V143H155L154 141H156L157 140V142H156V145H157V148L156 147H154V146H152L151 145V143H150V141L151 140H149L148 139ZM162 137V138H161ZM179 137H181L180 139H179ZM251 137H253V136H251ZM257 137V139H259L258 140V142H259V144H260V140L261 139H264V136H263V138H258ZM34 138V139H33ZM39 138V139H38ZM72 138V139H71ZM111 138H113V139H111ZM142 138H144V139H142ZM146 138V139H145ZM158 138V139H157ZM174 138V139H173ZM255 138V137H254ZM254 138H251V139H253V141H255V139ZM27 139V140H26ZM96 139V140H95ZM106 139H108V141L111 143H109L108 141H106ZM156 139V140H155ZM163 139V140H162ZM193 139V140H192ZM35 140V141H34ZM72 140V141H71ZM106 142H105V141ZM114 142H113V141ZM176 140H178L177 142H176ZM180 140V141H179ZM183 140V141H182ZM37 141V142H36ZM74 141V142H73ZM102 141H104L106 144H105V147H104V142H102ZM140 141V142H139ZM147 141V142H146ZM162 141H165L164 143V146L162 145ZM245 141V142H244ZM253 141L251 140V142L253 143ZM257 141V140H256ZM255 141V142H256ZM262 141V140H261ZM264 141V140H263ZM103 143V145H102V143ZM113 142V143H112ZM136 142V141H135ZM148 142H149V144H148ZM175 142H176V144H175ZM186 142H188V143H186ZM108 143V144H107ZM116 143H117V141H116ZM115 143V144H116ZM161 143V144H160ZM177 143H179L178 145H177ZM182 143V144H181ZM193 143V144H194ZM198 143L200 144L199 146H198ZM208 143V144H207ZM248 143H249V141H248ZM168 144V143H167ZM201 144H202V147H201ZM236 144V145H235ZM255 144V143H254ZM253 144V145H254ZM262 144H264V143H262L261 142V144L260 145H262ZM41 145V146H40ZM52 145V146H51ZM61 145V146H60ZM67 145V146H66ZM74 145V146H73ZM100 145H102L104 148H102L101 149V151L100 152H96V151H99V147H100ZM107 145V146H106ZM117 145H119V143H117ZM155 145V146H156ZM163 147H162V146ZM206 145V146H205ZM217 147H216V146ZM252 145V144H251ZM260 145H258V143H256L254 146H258V147H262V146H264V145H262V146H260ZM145 146H147V147H145ZM159 146V147H158ZM214 146H215V148H214ZM221 148H220V147ZM253 146V147H254ZM35 149H34V148ZM97 149H95V148ZM145 147V148H144ZM179 147V148H178ZM181 147V148H180ZM208 147V148H207ZM211 147V148H210ZM225 147V148H224ZM33 148V149H32ZM37 148V149H36ZM51 148V149H50ZM108 148V149H107ZM150 148V149H149ZM163 149L164 150V155H161V153L163 154V150H161V149ZM170 147L168 146V149H169ZM174 148V147H173ZM193 148V147H192ZM222 148H224V151L223 150H221ZM236 148V147H235ZM240 148H242V147H240ZM245 148V147H244ZM244 148H242L240 151H241V154L240 155H238L237 154V152L239 153V151H233L232 149L230 150V151H233V152H231V154L233 153V155L232 156H234V154L236 153L237 154V156H241L240 157V159H242V157H243V161H241V160H238L239 158H237V156H236V154H235V156L236 157H234V162H235V160H236V162H237V160H238V164L239 165H236V163H234L236 166H238V167H240V169L242 168V167H244V171L246 170V172H242V170H241V172L242 173H240V171L239 172H235V170L238 168V167H236V169L233 171V169L235 168L234 166V164H233V162L232 161H230V158L232 157L231 156V154H230V156L228 155V153H230V152H227V154H225L224 153V155H227V161L229 162V163H231L232 162V164H233V166H232V164H229L227 161H226V159H225V156L223 155V159H222V162L223 163H225V162H227L228 164H229V168L227 167V165H226V169H224L223 168V170L221 171V169H220V166L221 165H224L223 163H219V164H216V160H220V159H216L217 157H213L212 156V154H210L215 160L212 162L214 165L216 164L217 166H219V167H217V169H215V166H213L214 167V169L215 170H218L219 169V171H215L216 172V174L218 173V176L220 177H214V182H212V188L213 189H217L216 190V194H215V196H218L219 194H221V192H220V190H221V184H222V182H224L225 181V179H227L228 181H229V183L225 186V187H223V190L224 191H226V192H230L229 194H230V202L232 203V205H233V207H236L237 206V208L235 209L234 208V210H233V215H235L234 217L233 216H231V217H229V216H227V220L229 221V223L231 224V225H233L234 224V226H231L232 227V229H234V227L236 226L235 224H239V223H242V220L244 219V218H246V217H249L250 215H251V213H252V208H254L255 206H256V204H257V206L256 207H260V206H262V207H264V199H263V195H264V193H262L261 192V194H263V195H261L260 196V191H259V193L257 192V194L255 193H252V195L254 194L255 195V197H256V195L257 196H259V197H257V198H259V199H261V197H262V199L261 200H259V199H257V200H255L254 198V196H252L251 195V198H253V200L249 197V195L251 194V192H249V186H248V183H246V182H244L242 179H246V178H244V177H247L248 175H247V173H248V170H251L252 169V167L251 166H254V165H256V164H260L259 166H262L261 164H263L264 162L262 161L263 159H259V158H250L249 156H247L246 154L248 153V151H247V149H246V151H245V153H243L244 152ZM19 149V150H18ZM21 149V150H20ZM24 149H25V152H24ZM54 149V150H53ZM95 149V150H94ZM104 149V151L102 152V150ZM146 149L148 150H150V152H149V150L148 151H146ZM152 149V150H151ZM156 149V150H155ZM159 149H160V151L161 152H159ZM166 149H167V147H166ZM167 149V151H170V150H168ZM204 149V150H205ZM207 149H210V150H207ZM213 149V150H212ZM230 149V148H229ZM255 149H256V147H255ZM264 148H261V150H262V152L264 151L263 150ZM32 150H34V151H32ZM68 150V151H67ZM174 150V149H173ZM191 150V151H190ZM200 150H198V151H200ZM223 151V152H221V151ZM29 151V152H28ZM30 151H32L31 153H32V155L30 154ZM44 151V152H43ZM46 151V152H45ZM52 151V152H51ZM95 151V152H94ZM139 151V150H138ZM27 152V153H26ZM61 152V153H60ZM77 152V153H76ZM83 152H84V154H83ZM152 152V153H151ZM158 154H157V153ZM188 152V153H187ZM205 152V151H204ZM247 152V153H246ZM19 153H21V154H19ZM23 153V154H22ZM29 153V154H28ZM54 153V154H53ZM104 153V154H103ZM148 153H149V155L150 156H152V157H149V155H148ZM156 155H155V154ZM160 153V154H159ZM185 153V154H184ZM264 153V152H263ZM28 156H27V155ZM34 154V155H33ZM90 154V155H89ZM110 154L108 155V156H110ZM152 154V155H151ZM220 154H222V155H220ZM30 155H31V157H30ZM75 155V156H74ZM158 155H159V157H158ZM161 155V156H160ZM169 155V154H168ZM192 155V156H191ZM197 155V156H196ZM209 155V156H210ZM68 156V157H67ZM71 156V157H70ZM83 156V157H82ZM99 156V157H98ZM156 156V157H155ZM166 156V157H165ZM176 156V157H175ZM191 156V157H190ZM228 156L230 157V158H228ZM21 157V158H20ZM78 157V158H77ZM80 157H82V158H84V159H80ZM95 157L97 158V162H96V159H95ZM155 157V158H154ZM170 157L172 158V160L170 159ZM16 158V159H15ZM114 158V157H113ZM115 158H116V156H115ZM176 158L177 159H179V161H176ZM188 158V159H187ZM237 158V159H236ZM15 159V160H14ZM25 159V160H24ZM71 159L73 160V164H72V162H70L71 161ZM76 160V163H74L75 162V160ZM164 160V161H166V163L169 165V166H171V167H169V169L167 168V166H164V165H167V164H165L164 162H162L161 160ZM169 159V160H168ZM190 159H192V160H190ZM225 159V160H224ZM231 159H233V157L231 158ZM29 160V161H28ZM63 160V161H62ZM68 160V161H67ZM77 160H80V161H77ZM100 160V161H99ZM118 161H119V159H117ZM157 160V161H156ZM162 162V164H160L161 162ZM174 160V161H173ZM252 160V161H251ZM149 161V162H148ZM192 161V162H191ZM254 161V162H253ZM259 161V162H258ZM260 161H261V163H260ZM90 162V163H89ZM100 164H99V163ZM151 162V163H150ZM159 162V163H158ZM171 162V163H170ZM173 162V163H172ZM220 162V161H219ZM242 162V165L240 166V163ZM255 162H257V163H255ZM79 163V164H78ZM95 164V167H94V164ZM163 163H164V165H163ZM170 163V164H169ZM193 163V164H192ZM37 164V165H36ZM72 164V165H71ZM76 166H75V165ZM81 164V165H80ZM85 164V165H84ZM94 167H92L91 165ZM149 164V165H148ZM154 164V165H153ZM156 164H158V165H156ZM191 164V165H190ZM41 166V168L40 167H38V166ZM102 165V166H101ZM147 165H148V167H147ZM152 167H151V166ZM159 165H162L161 167L162 168H164L165 167V169H166V171H165V174H163L164 175V180H162L159 176V173L162 175V172L164 173V169L163 170H161L162 168H160V166ZM193 165V166H192ZM232 167H231V166ZM34 166V167H33ZM72 166H74V167H72ZM80 166H82V167H80ZM84 166H85V169H84ZM88 166V167H87ZM91 166V167H90ZM156 166V167H155ZM186 166V167H185ZM188 166H190V167H188ZM201 168H200V167ZM258 166V165H257ZM33 167V168H32ZM103 167V168H102ZM151 167V168H150ZM159 167V168H158ZM193 169H192V168ZM196 167H198L197 169H196ZM203 167H205L204 165H203ZM224 167V166H223ZM234 167V168H233ZM249 167V168H248ZM68 168V169H67ZM81 168V169H80ZM83 168V169H82ZM227 168L229 169V170H227ZM231 168V169H230ZM39 169V171H37ZM108 169V168H107ZM107 169L106 170H104V173H105V171H107ZM144 169V170H143ZM157 169V170H156ZM191 169V170H190ZM204 169V168H203ZM240 169H237L236 171H238V170H240ZM36 170V171H35ZM52 172H51V171ZM74 170V171H73ZM84 170V171H83ZM100 170V171H101ZM110 170V169H109ZM205 170V169H204ZM47 171V172H46ZM72 171L74 172L73 174H72ZM81 171V174L79 173ZM83 171V172H82ZM101 171V172H102ZM136 171V172H137ZM224 171H227V173H228V171H230L228 174L225 172V173H223ZM76 172V173H75ZM109 172V171H108ZM137 172V173H138ZM157 172V173H156ZM166 172H167V174H166ZM222 172V173H221ZM41 173H43V174H41ZM46 173V174H45ZM52 173V174H51ZM77 173H79V174H77ZM146 173V174H145ZM148 173V174H147ZM238 173H239V175L240 174H242V175H240L241 176V179H240V177H239V175H238ZM243 173H245V175L246 176H244V174ZM29 174H31V175H38V177H40V178H33V181H34V183H33V185L30 183V180H32L31 179V177H29L30 175ZM59 174H61V175H59ZM67 174V175H66ZM70 174H71V176H70ZM83 174V175H82ZM86 174V173H85ZM107 174V173H106ZM152 174V175H151ZM157 174V175H156ZM230 174V175H229ZM236 174V175H235ZM45 175H49L50 177L48 178V180L50 181H48V180H46V177H45ZM62 175H63V178H62ZM77 175V177H75ZM79 175V176H78ZM126 175V177L128 176L127 174H125ZM144 175H143V179H145V177H144ZM162 175V176H163ZM224 175V176H223ZM228 175V176H227ZM238 175V176H237ZM60 176H61V178H60ZM161 176V177H162ZM166 176H168V177H166ZM191 176V177H190ZM205 176V174L204 175H202V178ZM242 176H243V178H242ZM44 177V178H43ZM59 177V178H58ZM65 177V178H64ZM66 177L68 178V180L66 179ZM160 178V179H159ZM168 178V179H167ZM218 178L220 179V181H221V183L218 185L220 188H218V186L216 185V184H218L220 181L218 180ZM229 178V179H228ZM63 179H66V180H63ZM35 180H37V181H39V182H43V181H47L48 182V185H50L49 186V188H44V187H38V188H36V186H37V184L39 183H35ZM55 181V182H52V181ZM72 180V181H71ZM165 180H168V181H166L165 182ZM200 180V181H199ZM218 180V181H217ZM248 180V177H247V179H246V181ZM65 181H67V182H65ZM70 181V182H69ZM73 181L75 182V181H77L79 184H80V186L81 187H79V185L77 186V184L75 183H73ZM155 181V182H154ZM187 181H189V182H187ZM198 181V182H197ZM207 181V180H206ZM210 182V183H211ZM236 182V183H235ZM249 182V181H248ZM56 183V184H55ZM69 183V186L67 185ZM243 183V184H242ZM59 184H61V185H59ZM250 184V183H249ZM73 185H75V186H73ZM216 185V186H215ZM239 185V186H238ZM242 185V186H241ZM247 185V186H246ZM52 186H54V187H52ZM75 187V189H74V192H75V194L73 193V187ZM154 186V187H153ZM231 186V187H230ZM241 186V187H240ZM23 187V188H22ZM24 187H26V188H24ZM35 187V188H34ZM56 187V188H55ZM69 187H71V189L69 188ZM189 187V188H188ZM191 187V188H190ZM199 187V188H198ZM232 187H233V189H232ZM31 188V189H30ZM53 188V189H52ZM60 189V190H57V189ZM147 188H150L149 189V191H148V189ZM228 188V189H227ZM239 188V189H238ZM13 190V191H10V190ZM37 191H36V190ZM38 189H39V191H38ZM55 189V191H53ZM192 189H194V190H192ZM40 190L42 191L41 192V194H39L40 193ZM151 190V191H150ZM187 190H189V191H187ZM198 190V191H197ZM228 190V191H227ZM243 190V191H242ZM20 193H19V192ZM22 191V192H21ZM57 191V192H56ZM64 191V192H63ZM69 191H71L70 192V194H71V196H72V194H74L73 195V197H71L70 196V194H69V196H70V199L72 200H70L69 199V196L67 197L66 195H63L62 193H67V192H69ZM195 191H196V195H195ZM257 191V190H256ZM12 192V193H11ZM37 192V193H36ZM147 192H149L150 194L152 193V192H156L155 194H156V196H153L154 195V193H152V195L150 196V194L148 195V194H146ZM217 192H219V194L217 195ZM231 192H232V194H231ZM27 193H28V195H29V199H27L26 197L28 196L27 195ZM58 193V194H57ZM250 193V194H249ZM20 194V195H19ZM47 194V195H46ZM259 194V195H258ZM16 195H18V196H16ZM41 195H42V197H41ZM146 195V196H145ZM191 195H192V197H191ZM193 195L194 196H197V197H194L193 198ZM205 195H206V193H205ZM214 195V194H213ZM223 195V194H222ZM62 196V197H61ZM78 196V197H77ZM158 196V197H157ZM206 196H208V198H209V196H210V194H208V195H206ZM4 197V198H3ZM49 197H50V200L49 201H47L48 203V206L45 204L46 202H45V198H48L49 199ZM67 197V198H66ZM147 197V198H146ZM153 197V198H156V199H153L151 202L150 201H148L149 199L151 200V198ZM223 197V196H222ZM249 197V198H248ZM53 198H54V200H53ZM75 198V199H74ZM144 198V199H143ZM190 198V199H189ZM196 198V200H192V199H195ZM4 199H6V200H4ZM142 199V200H141ZM147 201H146V200ZM214 199V198H213ZM10 200H12V198H10ZM20 200H22V201H20ZM42 200H44V201H42ZM47 200V199H46ZM105 200V199H104ZM145 200V201H144ZM154 200H156V201H154ZM55 201V202H54ZM59 202V204L58 203H56V202ZM64 201V202H63ZM74 201V202H73ZM154 201V202H153ZM209 201V202H208ZM213 201V200H212ZM252 201V202H251ZM22 202V203H21ZM32 202V203H31ZM42 202V203H41ZM53 202V203H52ZM141 202H143V203H141ZM145 202H147V203H145ZM148 202L149 203H152V204H149L148 205ZM258 202H260V204H258ZM14 203V204H13ZM25 204V206H24V204ZM49 203H52V204H49ZM54 203H56L55 205H54ZM69 203H70V206H69ZM72 203V204H71ZM76 203V204H75ZM16 204V205H15ZM18 204H19V206H18ZM22 204H23V206H22ZM37 204H41V207H38V211H39V213L41 214V216L43 215V214H45L46 213V211L48 210V214H51V215H47V213H46V215H44L43 217H44V219H43V217H42V219H41V222H42V224L39 226V228L38 229H36V231H35V229H34V232H35V236L33 235L32 237H29V239H23V237L20 235V231H18V233H17V231L15 230V229H18V224L17 223H15V222H12V220L14 221V219L15 218H17L19 215H23L24 214V212L21 210L23 207H24V209L26 210V209H32V208H35V206H37ZM65 204V206H63V205ZM94 204H96V203H94ZM201 204H203L202 206H201ZM225 204V205H224ZM236 204V205H235ZM245 204H248L246 207H245V209H247V210H244V206H245ZM262 204V205H261ZM44 205H46L47 207H45ZM72 205V206H71ZM138 205V206H137ZM151 205V206H150ZM197 205V206H198ZM206 205V206H205ZM251 205V206H250ZM255 205V206H254ZM96 206V205H95ZM98 206V205H97ZM144 206H146L145 208H144ZM229 206V205H228ZM227 206V207H228ZM21 207V208H20ZM59 207V208H58ZM71 209H70V208ZM152 207V208H151ZM208 207V208H207ZM247 207H249V208H247ZM40 208V209H39ZM46 208V209H45ZM48 208H50V209H48ZM62 208V209H61ZM64 208V209H63ZM96 208H98V207H96ZM205 208H206V211H205ZM220 208H222V209H220ZM16 209H17V211H16ZM51 209H53V210H51ZM57 209V211L55 212L54 210H56ZM148 209V210H147ZM154 209V210H153ZM202 209H203V211H202ZM207 209H209L210 211H212L211 212V214H213L212 216L214 217V214L215 213H218V214H216L217 215V219L214 217V218H212V216H211V214H210V211L208 210L207 211ZM220 209V211H218ZM225 209V210H224ZM238 209H241L240 211L241 212H243V213H241ZM250 209V210H249ZM5 210H7V209H5ZM4 210V211H5ZM14 210V211H13ZM36 210H37V208H36ZM140 210H141V212H140ZM149 212L150 211V213H152V215L150 214V213H148L147 211ZM151 210H153V211H151ZM199 210H201V211H199ZM236 210V211H235ZM249 210V211H248ZM52 211V212H51ZM62 211H64L65 213H63ZM216 211V212H215ZM16 212V214H14ZM45 212V213H44ZM58 212V213H57ZM240 214H239V213ZM59 213H61V214H59ZM63 213V214H62ZM104 213V214H103ZM135 213L136 214H138V217L139 218H137V216L135 215ZM209 213V214H208ZM232 213H230L231 215H232ZM236 213V214H235ZM64 214H65V216H64ZM147 214V215H146ZM206 214V215H205ZM229 214V215H230ZM61 215V216H60ZM109 215V216H108ZM133 215L135 216L134 218H132L133 217ZM207 215H208V217H207ZM215 215V216H216ZM57 216H58V218H59V220L61 221H57L56 220V218H57ZM60 216V217H59ZM63 216V217H62ZM131 216V217H130ZM140 216H141V219H140ZM149 216H150V219L152 220L153 219V221H151L150 222V219H149ZM152 216V217H151ZM211 216V218H209ZM49 217L51 218V219H49ZM54 217V218H53ZM65 217V218H64ZM103 217H105L104 219L106 220V221H108V222H106L104 219H103ZM194 217V216H193ZM201 219H200V218ZM229 217V218H228ZM251 217V216H250ZM12 218V219H11ZM45 218H46V220H45ZM52 218H53V220H52ZM57 218V219H58ZM128 218H129V220H135V223H134V225H136V228L137 227H139V228H137L136 230H135V228H134V230L132 231V226L130 225L131 224V222H130V224H128L129 223V220H128ZM148 220H147V219ZM156 218V219H155ZM233 218V219H232ZM237 218V219H236ZM243 218V219H242ZM264 218V217H263ZM262 218V219H263ZM55 219V220H54ZM66 220V221H64V220ZM115 219V220H114ZM138 219V220H137ZM154 219L156 220V222L154 221ZM214 219V220H213ZM221 219V218H220ZM236 219V220H235ZM238 219H240V221L238 220ZM1 220V219H0ZM10 220V221H9ZM44 220V221H43ZM50 221V222H48V221ZM98 220H100V221H104L105 222V224H107L108 223V225L109 224H112L111 226L109 225V231L108 232H106V230H103L102 228H105V227H103V226H105V224H104V222L102 223L101 222V224H99V221ZM128 222H127V221ZM143 222H142V221ZM146 220V221H145ZM160 221V223L158 222V221ZM232 220V221H231ZM47 223H46V222ZM117 221V222H116ZM138 221V222H137ZM140 221V222H139ZM145 221V222H144ZM147 221H149V222H147ZM232 223H231V222ZM234 221V222H233ZM238 221V222H237ZM263 221H264V219H263ZM1 222V221H0ZM44 222V223H43ZM59 222V223H58ZM63 222V223H62ZM67 222H68V224H69V226H68V224H67ZM94 222H95V224H94ZM127 223L126 225H128V226H126L124 223ZM153 222H155V223H153ZM159 224H158V223ZM173 222V220L170 222V223H172ZM215 222V223H214ZM45 223L47 224V226H45ZM61 223V224H60ZM117 223H120V224H118V225H121V227L119 226L118 227V225H117ZM142 223H145L144 225H142ZM146 223H148L147 225H146ZM150 223V224H149ZM170 223H168V224H170ZM203 223V222H202ZM218 225H217V224ZM55 224H56V226H55ZM58 224V225H57ZM103 224V226H100V228L98 227L99 225H102ZM116 224V225H115ZM122 224L124 225V226H126L125 228L126 229H122ZM152 224V225H151ZM153 224H155V226L156 225H158V226H154ZM214 224V225H213ZM216 224V225H215ZM51 225V226H50ZM62 225V226H61ZM133 225V224H132ZM147 227H146V226ZM91 226V227H90ZM94 226V227H93ZM95 226H97V227H95ZM131 226V227H130ZM141 226V227H140ZM145 226V227H144ZM148 226H149V228H148ZM150 226H152L151 228H150ZM51 227H53V229L51 228ZM56 227H58V230L59 231H57V228ZM85 227H87V226H85ZM102 227V228H101ZM116 227V228H115ZM118 227V228H117ZM135 227V226H134ZM161 230H159L158 228ZM162 227V228H161ZM3 230H2V229ZM41 228V232H40V229ZM50 228H51V232H50ZM64 228V229H63ZM71 228H73V229H71ZM111 228H113V229H111ZM119 228H121L122 230L120 231V232H118V230H120ZM128 228V229H127ZM146 228H148L149 229V231H148V229H146ZM215 228V227H214ZM251 228H253V227H249V228H247V229H245L244 230V232L242 233V235H241V237L242 236H245V237H247L248 238V234H250V236H252L253 235V233H251V232H253V229H251ZM43 229V230H42ZM49 229V230H48ZM91 229V230H90ZM115 229V230H114ZM146 229V230H145ZM155 229H157V230H155ZM163 229V230H162ZM248 229H250V230H248ZM31 231H33V229L31 228L30 229ZM46 232H45V231ZM48 230V231H47ZM61 230H63L62 232H61ZM67 230H68V232H67ZM102 230V231H101ZM117 230V231H116ZM128 230V233L126 232ZM129 230H131L130 232H129ZM158 230H159V232L160 233H157L158 232ZM5 231V232H4ZM42 231H43V233H42ZM57 231V232H56ZM65 231H66V233H65ZM70 231H71V234H70ZM84 231H86V228L84 229ZM94 231V230H93ZM123 231V232H122ZM126 233H125V232ZM136 231H138L137 233H135L134 234V232H136ZM144 232V233H142V232ZM150 231L152 232L151 234H150ZM157 231V232H156ZM6 233V234H4V233ZM13 232V233H12ZM40 232V233H39ZM48 232H50V234L48 233ZM54 232V233H53ZM95 231H94V233H96ZM101 233V234H104V233ZM113 232V233H112ZM117 232V233H116ZM147 232H149L148 234H147ZM154 232V233H153ZM156 232V233H155ZM161 232H165L164 234H161ZM254 232H255V229H254ZM16 235H15V234ZM39 233V234H38ZM45 233V234H44ZM58 233V234H57ZM75 233V234H74ZM77 233V234H76ZM94 233H93V235H94ZM127 234V236L125 235V238L127 239V243L125 244V246H122L121 247V245L119 246L118 245V243L117 242H115V240H116V237H117V234L119 235V234ZM142 233V235H139V234H141ZM214 233H217L216 231L214 232ZM221 233V232H220ZM244 233H246V234H244ZM248 233V234H247ZM8 234H9V236H8ZM43 234H44V236H43ZM52 234H53V236H52ZM63 234H64V236H63ZM111 234V235H110ZM116 234V235H115ZM129 234V235H128ZM130 234L132 235V236H130ZM134 234V235H133ZM136 234H138V235H136ZM153 234H156V235H153ZM218 234V233H217ZM222 234V233H221ZM220 234V235H221ZM5 235L8 237H5ZM15 235V236H14ZM40 236L41 235V239H37L38 238V236ZM47 235V236H46ZM69 235H72V236H69ZM96 235V234H95ZM143 235H145V236H143ZM154 237V238H152V236ZM157 235H158V237H157ZM159 235L161 236L162 235V237H159ZM219 235V234H218ZM220 235L218 236V237H220ZM246 235H248V236H246ZM4 236V237H3ZM10 236H11V239H10ZM26 236V235H25ZM28 236V235H27ZM29 236H30V234H29ZM37 236V237H36ZM56 236H57V241L54 243V244H56V245H52L53 246V248L55 247V249H53L52 248V246L50 245V243L48 242V240H47V238L49 239V240H52V239H54V238H56ZM69 236V237H68ZM129 236V237H128ZM133 236H135V237H133ZM148 236V237H147ZM217 236V235H216ZM215 236V237H216ZM250 236H249V238H250ZM14 237V238H13ZM20 237H21V239H20ZM34 237H36L35 239H34ZM43 237V238H42ZM47 237V238H46ZM61 237V238H60ZM72 237V238H71ZM130 237L132 238V239H130ZM139 237H140V241L142 240V242L144 243V241H145V243L144 244H142V243H140V241H139ZM141 237H142V239H141ZM143 237H145V239L143 238ZM160 238V240H155V238ZM217 237V238H218ZM241 237H240V240H241ZM4 238V239H3ZM6 238V239H5ZM61 240H60V239ZM62 238H63V240H62ZM69 241V240H72L73 242L72 243H76L77 245H74V246H76L75 248H73L74 246H72L71 248H72V250H71V254H69L70 252H69V250H68V247H67V245H65L67 242H65V241H67L66 239ZM148 238H149V240H148ZM156 238V239H157ZM216 238V239H217ZM244 237H242V239H243ZM247 238H244L245 240L247 239ZM263 239H260L258 242H257V244H256V246L258 247V251H259V248H261L260 249V251L263 249V247H264V237H262ZM143 239H144V241H143ZM8 240V241H7ZM45 240V241H44ZM60 240V241H59ZM137 240V241H136ZM168 241V243H167V241ZM219 240V239H218ZM248 240V239H247ZM37 242V244H36V242ZM40 241H44L43 242V244H42V242H40ZM75 241V242H74ZM117 241V240H116ZM128 241H129V243L130 244H128ZM151 241H153L152 242V244L153 243H156L155 244V246L153 245V247L154 248H156L155 250H154V248L152 247V249H149L148 248V246L151 244V243H147V242H151ZM185 241V240H184ZM186 241H188V239L186 240ZM23 242H27V246L29 247V249H26L25 247H24V244H23ZM49 244H48V243ZM59 242V243H58ZM63 242V243H62ZM113 242H115V244H116V246H115V244H113ZM134 242H136V243H134ZM157 242H158V245H157ZM178 242V241H177ZM45 243L46 244H48V245H46L45 246ZM146 243H147V245L148 246H146ZM170 243L172 244V246H170ZM39 244V245H38ZM42 244V245H41ZM57 244H59V245H57ZM64 244V245H63ZM79 244V245H78ZM128 244V245H127ZM140 244H142L141 246H137V245H140ZM167 244H169V245H167ZM173 244H175L174 246H173ZM178 244H181V243H178ZM191 244V246H193V243H190ZM262 244V245H261ZM32 245V246H31ZM38 247H36V246ZM137 246V248L138 247H141V248H139V249H135V247ZM181 245H183V244H181ZM181 245H179V246H181ZM49 246H51V247H49ZM56 246L58 247V248H56ZM59 246H61V247H59ZM115 246V247H114ZM129 246V247H128ZM145 246H146V248H145ZM34 247H36V251H39V248H40V250H42V248H43V250H45V252L42 250V253H41V255L39 254V257L40 258H38V256H37V254H31L32 252L30 251L31 250V248L33 249ZM45 247V248H44ZM87 247V248H86ZM118 247H121L122 249H120V248H118ZM123 247H125V249L123 248ZM129 249V250H132V249H134V250H136V251H134V250H132L133 251V253H129V251L127 252V248ZM144 247V248H143ZM157 247H159V249H157ZM48 248H52V249H48ZM61 248H64L63 250H64V252H62L63 250L61 249ZM65 248H67V250L65 249ZM86 248V249H85ZM90 248V249H89ZM118 248V249H117ZM178 248V247H177ZM176 248V246H175V249H177ZM46 249H47V251H46ZM57 249V250H56ZM59 249H61V250H59ZM77 249V250H76ZM115 249H117V251L115 250ZM127 249V250H126ZM140 249H142V250H140ZM179 249L180 250H185L184 248H182V247H179L178 248V250H176V252L177 251H179ZM6 250V251H5ZM75 250V251H74ZM80 250H82L81 252H80ZM86 252H85V251ZM91 250V251H90ZM112 250V251H111ZM116 251V253H114L115 251ZM123 251V253L125 254H123L122 253V251ZM124 250H126V252L124 251ZM264 250V249H263ZM261 251L263 254H264V251ZM27 251V252H26ZM49 251V253H47V254H51V256H49V255H47L48 256V259H47V256H46V254H44V253H46V252H48ZM57 251V252H56ZM60 251H61V253L63 254V256L62 257H59V255H60ZM68 251V252H67ZM111 251V252H110ZM118 251L120 252V254L118 253ZM132 251H130V252H132ZM139 251H142L141 253H142V255H140V253H139ZM143 251H144V253L146 254V255H148V257H146L145 255H143L144 253H143ZM147 253H146V252ZM161 253H160V252ZM187 251V250H186ZM66 252H67V254H66ZM75 252H77L76 254H75ZM84 252H85V254H84ZM89 252L92 254V256H91V254H89ZM134 252H135V254H134ZM155 252H158L159 254H161L162 256L161 257H158V260H157V258H155V257H153L154 255H152L153 253H155ZM181 251H179V253H180ZM183 252V251H182ZM181 252V253H182ZM54 253H56V254H54ZM94 253V254H93ZM102 253V254H101ZM104 253H106L105 255H104ZM107 253H108V255H107ZM112 253V254H111ZM137 253H138V255H137ZM59 254V255H58ZM72 254H74V255H72ZM119 256H118V255ZM122 254V255H121ZM128 254H130V255H128ZM131 254H133L132 256H131ZM165 254V253H164ZM261 253H259V255H260ZM32 255H34V256H32ZM43 255V256H42ZM45 255V256H44ZM57 257H55V256ZM70 255V256H69ZM77 255V256H76ZM83 256V258H82V256ZM116 255V256H115ZM127 255V256H126ZM257 256V257H255V260L258 258L259 259V261L256 263V264H264L263 263V258H264V255H263V257L262 258H260L261 256ZM262 255V254H261ZM53 256V257H52ZM69 256V257H68ZM86 256H88V258L86 259ZM91 256V258L93 257V259H97L96 261H97V263H94V260L93 259H91V258H89ZM101 256V257H100ZM121 256H122V259H121V261H118V260H120V258H121ZM129 256V258L130 259H132V260H130L129 258H127ZM207 256H209L210 258H214V256L213 255H207ZM213 256V257H212ZM16 257V258H15ZM37 257V258H36ZM41 257H43V259H41ZM51 257V258H50ZM54 257L56 258V259H54ZM81 257V258H80ZM99 257V258H98ZM107 257H109V258H107ZM116 257V258H115ZM140 257V258H139ZM184 256H182V258H183ZM50 258V259H49ZM86 260H85V259ZM107 260H106V259ZM155 258V259H154ZM185 258V257H184ZM206 258H208V257H204V258H201V259H199L198 260V264H214V261L215 260H217V257L216 258H214L213 259V263H210V261L212 260H210V261H208V259H206ZM27 259V260H26ZM39 259H40V261H39ZM53 259V260H52ZM90 259V260H89ZM100 259V260H99ZM109 259V260H108ZM114 259V260H113ZM146 261H145V260ZM173 259V258H172ZM206 259V260H205ZM253 259V258H252ZM262 259V260H261ZM25 260H26V263H25ZM47 260H49V261H47ZM52 260V261H51ZM59 260V261H60ZM79 260V261H78ZM81 260H83V261H81ZM90 261V263H89V261ZM126 261V263H125V261ZM134 260V261H133ZM156 260V261H155ZM178 260H180V259H177L176 260V263L177 264H183V261H180V263L178 262ZM201 260H203V261H201ZM32 261H33V263H32ZM117 261H118V263H117ZM218 262V260L217 261H215V263H217ZM34 263V264H35ZM36 263V264H37ZM44 263H42V264H44ZM111 263V264H112ZM139 263H137V264H139ZM176 263H174V264H176ZM140 264H142V263H140Z\"/></svg>",
    "mask_w": 264,
    "mask_h": 264
}]
</instances>
